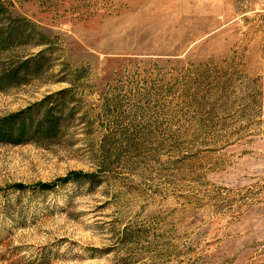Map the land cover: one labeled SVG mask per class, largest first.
I'll list each match as a JSON object with an SVG mask.
<instances>
[{"label":"rangeland","instance_id":"rangeland-1","mask_svg":"<svg viewBox=\"0 0 264 264\" xmlns=\"http://www.w3.org/2000/svg\"><path fill=\"white\" fill-rule=\"evenodd\" d=\"M35 104L0 264H264V0H0V119Z\"/></svg>","mask_w":264,"mask_h":264},{"label":"trees","instance_id":"trees-1","mask_svg":"<svg viewBox=\"0 0 264 264\" xmlns=\"http://www.w3.org/2000/svg\"><path fill=\"white\" fill-rule=\"evenodd\" d=\"M37 105L38 104L29 106L25 110L12 113L8 116L1 118L0 119V142L10 143L14 141L16 143H20L22 141L21 137H23L25 133H27L29 129L28 127L30 126V125H27L26 119H24V117H21V115L30 113L34 109V107ZM29 116L32 117L31 113L29 114ZM36 131H38L37 128L32 130V133L33 132L35 133ZM13 137H17L16 140H13ZM38 186L42 189H47L51 187V184L39 183ZM15 187L17 189H22L25 186L23 184H15Z\"/></svg>","mask_w":264,"mask_h":264}]
</instances>
